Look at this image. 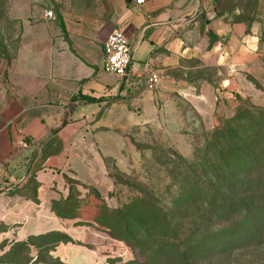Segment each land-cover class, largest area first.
<instances>
[{
  "label": "crops",
  "instance_id": "1",
  "mask_svg": "<svg viewBox=\"0 0 264 264\" xmlns=\"http://www.w3.org/2000/svg\"><path fill=\"white\" fill-rule=\"evenodd\" d=\"M47 1L33 20L30 6L12 7L23 20L22 40L9 70L0 67V224L18 233L42 223V210L66 177L97 188L83 143L96 126L127 127L124 116L134 112L144 124L160 111L155 101L175 96L196 108L207 129L234 115L239 97L264 107V0L248 14L209 0ZM116 29L128 36L142 78L104 72L106 42ZM145 71L160 75L156 86L149 87ZM115 94L127 103L113 101ZM66 98L68 118H48L47 108ZM135 102L140 111L129 108Z\"/></svg>",
  "mask_w": 264,
  "mask_h": 264
},
{
  "label": "trees",
  "instance_id": "2",
  "mask_svg": "<svg viewBox=\"0 0 264 264\" xmlns=\"http://www.w3.org/2000/svg\"><path fill=\"white\" fill-rule=\"evenodd\" d=\"M238 99L234 115L196 136L189 157L155 158L163 177H116L126 201L106 228L134 253L119 264H212L264 239V107Z\"/></svg>",
  "mask_w": 264,
  "mask_h": 264
},
{
  "label": "rangeland",
  "instance_id": "3",
  "mask_svg": "<svg viewBox=\"0 0 264 264\" xmlns=\"http://www.w3.org/2000/svg\"><path fill=\"white\" fill-rule=\"evenodd\" d=\"M13 6H30L33 20L34 13L42 12L41 7L48 9L46 6L50 4L44 0H0V67L4 71L16 59L23 34V20L12 14ZM209 6H218L220 10L241 6L248 14L260 6V0H209ZM127 99L119 94L113 97V101L122 103H127ZM68 103L66 98L59 107H48V118L60 121L68 118L71 112ZM137 103L129 108L140 111ZM155 105L160 110L158 115L152 116L150 112L151 117L144 124H138L143 118L134 112L124 116L127 121L124 128L96 126L94 129L91 125L97 132L83 143L89 144L84 151L95 162L98 189L66 177L63 186L56 187V198L42 210V223L31 226L29 233L23 230L18 233L15 225L1 223L0 264H119L134 258L129 246L110 236L106 228L114 218L110 212L126 201V187L117 183L116 177L144 170L163 177L155 158L166 151L189 157L196 136L202 129H212L203 126L196 108L179 97L161 99ZM116 114L120 116V112ZM100 116L97 113L96 118ZM225 118H219L217 125ZM212 264H264V239H257L251 247L235 250Z\"/></svg>",
  "mask_w": 264,
  "mask_h": 264
},
{
  "label": "built area",
  "instance_id": "4",
  "mask_svg": "<svg viewBox=\"0 0 264 264\" xmlns=\"http://www.w3.org/2000/svg\"><path fill=\"white\" fill-rule=\"evenodd\" d=\"M143 2L144 0H137L138 4ZM48 16L53 17V13L48 12ZM105 51L106 55L103 62L105 73L116 75L122 80L131 79L133 77H143V75L134 70L132 66L134 59L133 49L128 36L124 32L118 29L114 30L108 36ZM146 71V81L148 85L151 87L156 86L160 81V75L155 71Z\"/></svg>",
  "mask_w": 264,
  "mask_h": 264
},
{
  "label": "water",
  "instance_id": "5",
  "mask_svg": "<svg viewBox=\"0 0 264 264\" xmlns=\"http://www.w3.org/2000/svg\"><path fill=\"white\" fill-rule=\"evenodd\" d=\"M216 17V11L213 9L210 12H208L205 16L204 24L206 28L209 27L210 22Z\"/></svg>",
  "mask_w": 264,
  "mask_h": 264
}]
</instances>
